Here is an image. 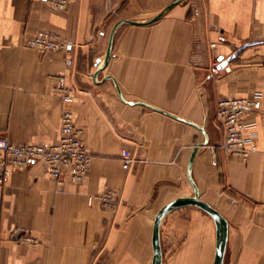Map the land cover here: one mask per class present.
<instances>
[{
    "label": "crops",
    "instance_id": "0c3cea01",
    "mask_svg": "<svg viewBox=\"0 0 264 264\" xmlns=\"http://www.w3.org/2000/svg\"><path fill=\"white\" fill-rule=\"evenodd\" d=\"M41 30L68 49L27 46ZM216 58L230 69L210 76ZM61 75L76 89L70 103ZM257 94L245 134L258 150L243 161L222 148L219 101ZM64 109L89 171L57 180L37 161L0 183V264H153L160 210L194 184L228 221L223 264H264V0H74L65 11L0 0V133L56 143ZM107 188L117 211L89 201ZM159 230L162 264H215L217 225L201 207L171 210Z\"/></svg>",
    "mask_w": 264,
    "mask_h": 264
},
{
    "label": "built area",
    "instance_id": "2783aa9c",
    "mask_svg": "<svg viewBox=\"0 0 264 264\" xmlns=\"http://www.w3.org/2000/svg\"><path fill=\"white\" fill-rule=\"evenodd\" d=\"M74 0H46L51 8L58 11L68 10ZM27 46L37 47L43 52L49 50L68 49V42L62 40L56 33L41 30L26 40ZM215 45V42L212 43ZM226 59L216 58L211 65L210 76L226 68L230 69ZM72 58L68 59L71 65ZM57 91L61 94L65 103L74 100L76 89L66 82L65 76H59ZM263 106V96L257 94L254 97H224L219 101L218 119L224 131L225 139L222 148L231 155L248 161L250 155L258 150L257 134L251 132L245 134L250 127L246 122L247 112L259 110ZM125 158H132L130 150L124 151ZM42 161L49 174L60 180L65 172L70 174L74 182H82L86 177L92 154L88 150L82 135V130L77 126L75 114L71 109H64L61 117V136L56 143H27L15 144L9 135L0 133V183H4L9 176L19 169H23L33 162ZM100 200L102 205L112 211H117L121 197L117 190L107 188L106 190L89 196L92 203ZM27 242L36 244L38 239L29 234L22 236Z\"/></svg>",
    "mask_w": 264,
    "mask_h": 264
},
{
    "label": "water",
    "instance_id": "95a60500",
    "mask_svg": "<svg viewBox=\"0 0 264 264\" xmlns=\"http://www.w3.org/2000/svg\"><path fill=\"white\" fill-rule=\"evenodd\" d=\"M112 43H113V37L110 40V48L112 46ZM229 60L230 59L225 60V63L229 62ZM199 127L203 128L200 125ZM207 141L208 140L206 139L205 143H207ZM194 155L192 156L191 163L193 162ZM194 185L196 190L194 196L179 197L171 201L167 205H165L160 210L155 225V257L153 264H162V247L160 243V230H159L161 220L171 210L186 205H197L202 209H204L205 211H207L214 218L217 225V239H218L215 264H223L226 246H227V239H228V221L225 218V216L215 206H213L211 203L200 197L199 189L196 184Z\"/></svg>",
    "mask_w": 264,
    "mask_h": 264
}]
</instances>
